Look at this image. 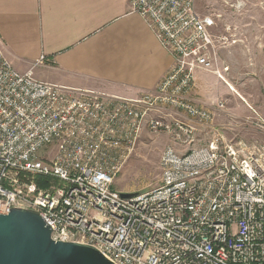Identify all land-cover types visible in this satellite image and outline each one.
<instances>
[{
    "label": "built area",
    "instance_id": "2783aa9c",
    "mask_svg": "<svg viewBox=\"0 0 264 264\" xmlns=\"http://www.w3.org/2000/svg\"><path fill=\"white\" fill-rule=\"evenodd\" d=\"M197 1L130 0L173 62L134 99L38 81L0 52V214L35 211L53 241L114 264H264V142L227 140L191 97L195 71H228L217 58L226 25ZM144 130L179 147L163 150L159 186L123 198L113 183Z\"/></svg>",
    "mask_w": 264,
    "mask_h": 264
},
{
    "label": "crops",
    "instance_id": "0c3cea01",
    "mask_svg": "<svg viewBox=\"0 0 264 264\" xmlns=\"http://www.w3.org/2000/svg\"><path fill=\"white\" fill-rule=\"evenodd\" d=\"M260 13L259 37L217 50L224 81L194 76V103L227 140L247 139L264 120V6ZM0 52L38 81L129 99L153 92L173 64L130 0H0Z\"/></svg>",
    "mask_w": 264,
    "mask_h": 264
},
{
    "label": "rangeland",
    "instance_id": "374dc122",
    "mask_svg": "<svg viewBox=\"0 0 264 264\" xmlns=\"http://www.w3.org/2000/svg\"><path fill=\"white\" fill-rule=\"evenodd\" d=\"M239 8L235 9L236 4ZM234 5V7H231ZM264 6V0H198L197 9L201 14H218L221 15L220 24L231 27L230 31L219 27L217 35L226 37L218 48H225V43L244 45L247 40L256 39L260 36L258 23L262 20L260 13ZM250 24V25H248ZM225 44V45H224ZM200 70L194 72L197 74ZM119 97V96H118ZM192 97V96H191ZM252 121V120H251ZM253 121L249 127L251 135L247 142L259 141L264 142V130L259 129ZM167 146L179 147L170 136L163 131L157 133L144 130L135 144L126 163L117 175L113 183V189L122 193H136L147 191L160 185L161 170L159 160L163 150ZM49 147L38 152L40 159L45 158Z\"/></svg>",
    "mask_w": 264,
    "mask_h": 264
},
{
    "label": "water",
    "instance_id": "95a60500",
    "mask_svg": "<svg viewBox=\"0 0 264 264\" xmlns=\"http://www.w3.org/2000/svg\"><path fill=\"white\" fill-rule=\"evenodd\" d=\"M51 231L35 211L12 208L0 214V264H114L91 246L53 241Z\"/></svg>",
    "mask_w": 264,
    "mask_h": 264
}]
</instances>
